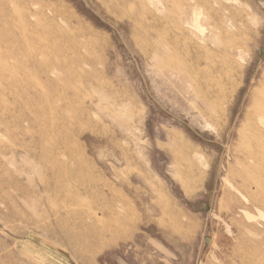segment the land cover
Listing matches in <instances>:
<instances>
[{"label":"rangeland","instance_id":"rangeland-1","mask_svg":"<svg viewBox=\"0 0 264 264\" xmlns=\"http://www.w3.org/2000/svg\"><path fill=\"white\" fill-rule=\"evenodd\" d=\"M171 1L0 0V264H97L146 210L193 264H264V179L237 177L264 0H218L203 36ZM162 37L202 60L199 93Z\"/></svg>","mask_w":264,"mask_h":264},{"label":"bare ground","instance_id":"bare-ground-1","mask_svg":"<svg viewBox=\"0 0 264 264\" xmlns=\"http://www.w3.org/2000/svg\"><path fill=\"white\" fill-rule=\"evenodd\" d=\"M172 1H174V0H172ZM190 3H191V5H189V6H190V8L192 10V14H193L192 15L193 16V19H192L193 26L196 27L197 30H199L200 36H203L206 33V32L204 33L205 29H203V27L200 25V20H201L202 16L207 18V27L209 29H214L216 31L217 30L220 31V30L224 29L225 24L228 22V20L225 18H222V16L220 15V14H222L221 12L223 11V6L219 4L218 0H206V4H205L204 0H190ZM206 18H204V20ZM231 25L233 28H237V25H234V21H231ZM191 32L193 33V31H191ZM210 32H213V30H211ZM195 35H197V33ZM211 36H212V34H211ZM172 37H174V35ZM162 39L165 41V45H166L165 46L166 47L165 53L169 56H171V53H173V54H175L174 56H177V59H178V60L175 59V61L171 62V64H169L167 66H163V67H167L168 69L171 70V72L177 77V82L179 85L183 82L184 84L187 85V87H186L187 90L189 92H191V94H193V93H197L198 90L201 89L202 85L205 86L206 84L210 83V81L208 80L209 79L208 75L203 74L201 72H198L199 69H201L200 67H201V61H202L199 57L197 58L193 53H190V52H186L185 53L186 56H185L184 51L182 50V48L180 46H178V44L176 42H174L173 40H167L166 38H163V37H162ZM201 39L205 41L204 38H201ZM216 39H218V38H216ZM222 43L223 42H221V44ZM194 47H198L197 49H199V48L205 49L204 47H206V44L203 45L202 47H200V45H197V43L195 42ZM207 47H208V45H207ZM214 47H216V46H214ZM203 51H205V50H203ZM201 55L203 56V54H201ZM190 66L191 67L193 66V68H197L198 70L195 72L194 69L191 68ZM235 67H236V65H235ZM237 73H238V69L236 67L235 68V76L237 75ZM216 90H217V87H216ZM216 93H215V95H216ZM219 94H221V92L218 93V95ZM212 97H213V95H212ZM209 98H210V96H209ZM214 109H215V107H214ZM240 127H241V130H239V134H238L239 135V138H238L239 143L237 142L238 143V145H237L238 150L237 151L239 152V156H240L239 164L241 167V173L237 174V177L243 181H244V179H248L249 175L253 176V179L257 178V177L264 179V74H263V81L260 83L259 87L256 88L255 90H253V92L251 93L250 101H249V107L244 112L243 121H242ZM173 137L175 138L176 141L181 143V146L183 148L187 147V143L182 139V137L179 134L174 133ZM247 185H248V183H246V186ZM257 185L259 186L260 182H257ZM248 201L246 200V202H248ZM262 204H264V202H262Z\"/></svg>","mask_w":264,"mask_h":264},{"label":"crops","instance_id":"crops-1","mask_svg":"<svg viewBox=\"0 0 264 264\" xmlns=\"http://www.w3.org/2000/svg\"><path fill=\"white\" fill-rule=\"evenodd\" d=\"M195 252L191 243L169 233L146 210L133 238L104 252L97 264H193ZM60 264L75 263L64 260Z\"/></svg>","mask_w":264,"mask_h":264}]
</instances>
